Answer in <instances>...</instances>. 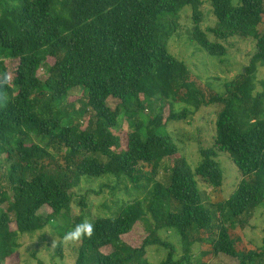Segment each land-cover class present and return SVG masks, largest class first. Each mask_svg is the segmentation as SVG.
<instances>
[{
	"label": "trees",
	"instance_id": "1",
	"mask_svg": "<svg viewBox=\"0 0 264 264\" xmlns=\"http://www.w3.org/2000/svg\"><path fill=\"white\" fill-rule=\"evenodd\" d=\"M206 1L215 19L208 32L201 29L204 0H0V56L18 61L9 76L0 60V161L8 165L0 175V264H21L22 235L60 221L54 228L64 238L71 226L87 223L88 198L98 193L90 187L76 192L104 179L115 182L101 184L99 192L107 188L131 201L116 198L113 206L103 205L113 209L110 215L89 219L93 232L80 237L75 264H150L149 247L166 252L160 264H192L196 243L206 258L223 254L238 264H264V238L251 250L242 233L246 217L264 204L263 81L257 90L264 0H238L237 6ZM185 7L191 10V41L209 56L224 57L230 38L256 43L248 65L222 92L168 50L174 19ZM75 89L81 95H70ZM154 100L162 103L160 113L146 125L137 117L121 140L113 131L121 108L132 120ZM203 108L216 109L213 144L197 140L192 168L180 155L181 137L174 142L162 131ZM71 115L73 124L63 126ZM219 153L241 180L227 200L203 203L199 182L215 194L223 184ZM164 160L171 166L167 185L157 180ZM73 204L79 215L71 225ZM43 208L45 217L38 215ZM143 222L144 236L132 241ZM162 231L178 239L181 256ZM106 247L108 255L101 252ZM53 255L62 258L61 243Z\"/></svg>",
	"mask_w": 264,
	"mask_h": 264
},
{
	"label": "rangeland",
	"instance_id": "2",
	"mask_svg": "<svg viewBox=\"0 0 264 264\" xmlns=\"http://www.w3.org/2000/svg\"><path fill=\"white\" fill-rule=\"evenodd\" d=\"M202 6L203 21L201 23V29L208 32V29H212L215 26V19L211 13L209 3L204 0ZM234 6L238 5V0H232ZM176 28L173 30L171 37L168 41L169 52L184 62L193 75L198 77L204 82H209L213 85V88L217 92H222L225 82H230L238 77L239 73L244 67H246L255 52V41L252 39H240L238 37L228 39L223 45L226 47V55L222 58H215L209 56L202 51L194 42L191 41V31L193 23L191 20V10L189 7H185L181 13L174 19ZM264 30V26L261 27ZM212 41H216L215 38H210ZM4 60V57L0 56V60ZM6 65L8 75L17 68L18 61L5 59L3 61ZM45 71L41 69L39 75ZM257 90L261 91L262 87L260 82H264V67H258L257 71ZM81 89H75L70 92V95H81ZM112 107L115 103L111 101ZM65 104L62 105L64 107ZM162 106L161 102L155 101L152 109H146L143 113L134 116L132 120H128L123 114L124 109L121 108V116L119 117L117 126L113 129L114 133L119 135L120 139H125L128 133L134 130L133 124L137 117H140L144 124L148 123L149 119L156 117L160 113L159 107ZM79 106H76L78 109ZM215 108H203L195 113L193 116L188 117L184 121L180 122H168L165 125L163 134L171 136L175 142L177 136L181 137L182 142L178 143L180 149V155L194 168L199 159L197 140H200L203 147H209L213 144L214 136V122L216 117ZM168 116V110L166 107L162 109V121L165 122ZM74 122V115H71L68 119L63 121V126H70ZM218 162L220 163L223 184L217 194L213 193L210 187L199 182V189L203 203L217 204L224 200H227L236 190L239 181L241 180L239 171L235 165L231 162L228 156L219 153ZM7 164L0 161V175H4L7 169ZM170 162L164 160L159 169L157 180L164 185H167ZM114 179H104L92 181L91 185L82 184L81 190L77 191V195H81L85 190L92 188L98 194H91L88 198L90 217H87L85 221L94 219L95 217H101L110 215L112 210H108L103 207L113 206V201L116 198L123 199L125 201H131L123 196V193L118 192L116 196H111L110 191L107 188H103L102 192H99L101 184H114ZM218 196V198H217ZM215 208L211 210L214 212ZM216 211V210H215ZM42 217L47 215L45 208L41 209L38 213ZM79 215V210L72 205L70 214V224L72 225L74 219ZM244 222V220H243ZM225 223V222H224ZM227 226H232L231 222H226ZM60 221H53L44 230L37 232L34 235H22L18 239L20 247L18 248L19 260L21 264H75L77 251L80 246V238L69 239L68 236L61 238L57 233L56 228L61 227ZM147 223H141L137 230L135 237L132 241H137L143 237L145 232L143 229L147 227ZM239 226V222L237 223ZM73 230L72 226L69 228V233ZM143 230V234H142ZM243 239L247 244V248L251 250L258 249L261 246L262 239L264 238V204L256 210L251 216L246 217L244 227L242 228ZM161 237L167 241L174 243L177 248V256H181L182 251L178 244V239L171 232L160 233ZM61 243V255L62 258L55 257L53 255L54 249ZM132 245H136L132 242ZM205 249V248H204ZM202 245L198 243L194 244L192 248V264H238L236 259H232L223 254L218 256H212L206 258L202 256V252L205 251ZM112 249L110 247L103 248L101 252L108 255ZM166 257V252L157 247H149L146 249L145 258L150 264H160Z\"/></svg>",
	"mask_w": 264,
	"mask_h": 264
},
{
	"label": "clouds",
	"instance_id": "3",
	"mask_svg": "<svg viewBox=\"0 0 264 264\" xmlns=\"http://www.w3.org/2000/svg\"><path fill=\"white\" fill-rule=\"evenodd\" d=\"M93 225L91 223H81L77 225L69 234V239H78L82 236H91Z\"/></svg>",
	"mask_w": 264,
	"mask_h": 264
}]
</instances>
